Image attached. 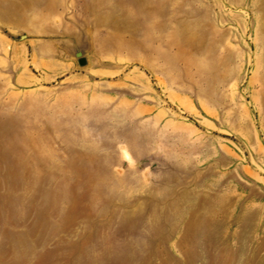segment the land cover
Wrapping results in <instances>:
<instances>
[{"label":"rangeland","instance_id":"374dc122","mask_svg":"<svg viewBox=\"0 0 264 264\" xmlns=\"http://www.w3.org/2000/svg\"><path fill=\"white\" fill-rule=\"evenodd\" d=\"M0 264H264V0H0Z\"/></svg>","mask_w":264,"mask_h":264},{"label":"water","instance_id":"95a60500","mask_svg":"<svg viewBox=\"0 0 264 264\" xmlns=\"http://www.w3.org/2000/svg\"><path fill=\"white\" fill-rule=\"evenodd\" d=\"M80 55V54H79ZM80 63L82 64V65H84L85 63H86V60L85 59H81L80 60Z\"/></svg>","mask_w":264,"mask_h":264}]
</instances>
